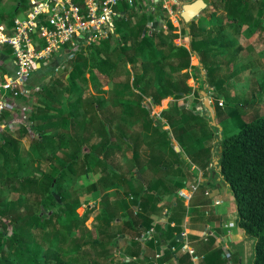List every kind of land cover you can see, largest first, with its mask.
I'll use <instances>...</instances> for the list:
<instances>
[{"label":"trees","instance_id":"16d2710c","mask_svg":"<svg viewBox=\"0 0 264 264\" xmlns=\"http://www.w3.org/2000/svg\"><path fill=\"white\" fill-rule=\"evenodd\" d=\"M28 3L29 0H16L8 18L9 14L0 15V25L5 24L10 30L15 17L27 10ZM137 7V4L121 5L118 9L124 16L114 20L115 34L100 45L81 47L73 58L67 59L68 65L60 73L54 74L51 63L37 70L34 73L37 80L47 75L51 79L50 84L38 92H41L40 98L28 111L30 128L22 126V130L1 132L0 264H192L189 257L176 256L180 244L174 236L181 232L178 225L188 214L182 200H177L171 209L170 222L174 221L176 226L168 224L167 228L165 225L157 228L153 216L163 212L162 208H157L162 200L157 189L149 188L143 197L135 194L131 203L139 208V213L123 222L121 234L113 233L112 223L117 220V214L106 207L104 216L96 218L102 228L95 232L103 233L97 240L86 222L100 203L80 209L77 189L68 194L61 184L66 178L76 176L80 190L85 187L87 194H96L99 185L104 186V190L119 188L114 159L127 147L133 154L132 160L138 161L137 137H141L133 134L129 137L119 128L114 130L119 116L141 131L151 132L153 128L151 135L159 133L168 139L172 156L178 157L180 154L171 144L169 131L154 127L157 120L150 116L152 105L147 103L151 100L153 105H160L168 98L173 102L160 118L167 121L192 164L206 169L211 163L214 142L218 140L222 148L218 163L232 193L237 229L254 241L253 264H264V114L249 121L245 113L240 114L243 106H249L248 102L228 111L221 108L224 104H217L216 118H225L219 122L220 132L212 127L211 118L190 113L180 104V101L186 104V98L192 95L197 101L202 98L199 91L193 93L187 85L190 80L187 71L194 69L190 64L195 55L206 72V83L217 91L214 98L218 100L222 95L229 99L226 87L214 78L219 67L216 58L234 54V41L225 36V31L228 25L234 30V24L238 26L237 31L246 26L247 34L263 29L264 0H211L208 8L212 10L214 23L208 22L209 27L204 29L192 21L190 27L185 28L190 37L189 50L174 43L178 36L169 20L162 18L166 29L162 28V23L155 26L153 14L141 13ZM149 23L153 25L149 27ZM12 59L11 47L0 50L2 74L11 73ZM127 65L131 66L134 76L133 86L127 83V88H134L138 93L135 98V95H118L117 112L110 109L108 112L110 101L101 89L104 83L117 82L121 68ZM89 83L98 96L86 101L82 89ZM3 119L9 123L8 114ZM234 122L236 134H233ZM30 132L34 135L32 153L31 160L26 161L29 152L22 151L21 141ZM218 132L221 134L216 138L214 135ZM119 140L124 141L121 147H118ZM190 150L194 151L192 155ZM162 161L163 164L156 161L155 165L174 167L175 163ZM92 176L98 178V182H94ZM183 187L184 183L177 185L175 192ZM13 195L17 198L9 200ZM108 196L107 192L103 200ZM153 228L156 230L153 238L144 241L143 246L142 236ZM10 229L12 234L8 237ZM127 236L132 239L130 246L119 256H112L114 250H120V239ZM161 248L163 254L156 258ZM83 250L89 253L84 254ZM221 253L212 250L205 256V264H227L228 261L234 264L232 258L227 261Z\"/></svg>","mask_w":264,"mask_h":264},{"label":"crops","instance_id":"0c3cea01","mask_svg":"<svg viewBox=\"0 0 264 264\" xmlns=\"http://www.w3.org/2000/svg\"><path fill=\"white\" fill-rule=\"evenodd\" d=\"M172 1L173 2L177 1V3L178 2L182 3L181 0H172ZM28 8L29 6L27 7V10ZM27 10L18 15L21 16L25 14ZM18 15L15 18H17ZM161 22L162 20H160L157 23L159 24L158 26L161 25ZM151 24L152 23H149L148 26L150 27ZM0 26L6 27L5 24L3 25L1 24ZM164 26L165 25L162 23V28L166 29V26L165 27ZM115 30H114V34H115ZM246 32H247L246 26L243 27L241 31L234 30V34L235 33L240 34V36L242 37H245L244 34H246ZM254 35H255L254 37L256 38L257 34H254ZM243 39L245 40V38ZM188 41H187V45H184V46L189 50L190 40ZM245 41H248V40H245ZM251 41L252 40H250V45L247 44L246 47L243 45V43L242 44L240 43V45H237V46L233 44L235 45L234 50L236 53L234 54L232 53L224 59H221V58L216 59V62L219 63V67L215 70L214 78L217 81L222 82L224 79L223 78L224 75L228 71H231L232 73L230 78L228 79L229 82L228 81L226 82V83H230V86H231L230 89L229 87L228 88L226 87L228 94H229V99H225L222 95L219 97L218 100L215 99L214 96L216 95L217 91L212 86H209L206 83L207 77L206 76L204 77V81H205L204 85L205 84L206 85L205 86L203 85V86H204V89L207 91L206 97L208 99L212 98L214 108H216L217 103L220 105V102L225 103L226 100H230L234 104V97L236 96L234 95V92H236L234 91V84L238 82H236L234 79L235 72L233 71V65H235V68L239 67L238 71L242 73L245 66L250 69V67L254 64L253 66V68H255L254 74L256 73L261 74V75L254 76V77L260 78V81H262L261 83L264 82V63L262 62L264 58L263 57L257 58L256 56L258 54H263L264 56V48L256 49V47L253 45L255 40L253 42ZM241 45L243 47H241ZM192 59L193 60L196 59L198 60V62H201L200 58L197 55L193 56ZM200 64L201 63L198 64L199 67H200ZM0 65H2L1 61H0ZM202 70H203V67H202ZM238 71L236 70L237 73ZM187 72L189 73L190 79H191L193 77L192 70L189 69ZM203 72L206 74L204 70ZM0 74H2V72H0ZM2 75H5V74H2ZM248 79L249 81H251L254 78L253 76H250V78ZM260 85L262 88L264 84H260ZM261 88L260 86H258L256 91L260 90ZM200 93L202 95V99L199 102L202 103V100L204 99L202 103L204 105L206 97L203 96V92H200ZM252 96H253V92H252ZM186 100H187L186 104L182 105V108H185V109H187L186 105L188 103L187 98ZM261 101L264 102V100H261ZM148 103L152 105L151 100H149ZM180 103H183V101L182 102L180 101ZM204 110H201L198 113L205 115L206 113L203 112ZM215 110L213 109L211 111V113L213 114L211 125L212 127L217 128L218 126H221V124L218 121L220 120V122L222 123V120L225 118L223 119L216 118ZM150 116L153 119L157 120L154 116L151 115V113H150ZM155 126H157V128H160L161 131H164V130L169 131V136L171 137V144L175 148L176 152H179L180 155L178 157H173L170 146L167 144L168 139L164 138L159 133L158 134L153 133V135H151V133L153 132V128L151 129V132L142 131V134L143 133L147 134V137H140V138L137 137L138 144L140 147L139 148L140 155L138 156V161L135 162L136 167L133 173V175L135 176V179L140 183V186H138L140 187L139 190H138V187H136L134 184V179H131V176L129 177L128 173L122 172L121 166H119L118 168L121 174L120 175L118 174L119 181L116 185L119 188L117 189L115 187H110V189L108 190L110 192L116 190L122 194H126L125 192H127L128 195L133 196L135 198V194L140 195V197H143L149 188L150 189L154 188L155 190L157 189L159 195L162 197V200L157 204V208L163 209L162 210L163 212L161 213V215L158 214V215L153 216V219L155 220L154 225L157 228L158 227L160 228L161 226H164V225L167 228L168 224H170L171 227L176 226V223L174 221L172 223L170 222V215L173 212L171 209L173 205H175V202L177 200H182L184 206L186 207L188 214L182 220L181 225H178V227L182 229L181 232L179 234L176 233L174 236V238H176L177 242H179L180 244L178 251H176V254H177L176 256L182 257L185 255L189 257V255L185 252V249H189L195 253L196 257H200L199 262L196 264H205L206 255H208L212 250H220L222 252L221 256L223 259H224V256H223L224 253L228 251L230 252L232 256L231 261H233L234 264H245V260L250 257V254L252 252L254 241L249 239L242 231L237 229V226H236L237 215L235 214L234 216L235 221L232 222L230 218L231 217L233 218V215H231L229 210L224 205L225 202H227V198L232 196V193L228 185L224 182L223 176L220 171V167H219L220 164L218 163V160L220 156L221 147L218 146L217 148L218 140L216 139V141L214 142V147L212 149L213 156L211 158L210 165L206 169H202V167L198 165L196 166L190 162V160L188 159V155L184 151L183 147L181 146L179 141L174 138L171 132V128L167 124V121L160 118V115H158V120L154 124V127ZM218 133L219 134L217 133L216 134L219 136L220 132ZM185 139L187 138L185 137ZM146 142L149 144V147L146 146L145 144ZM123 144H124V141L122 142V145ZM144 145L146 146L145 148H144ZM125 149H127V147L124 148L122 151L124 152ZM189 153L192 155L194 151L190 150ZM132 155H131V158H132ZM164 159L167 162L175 163L174 167L169 169L166 166L162 165L161 167L158 168V166L155 165L156 161L163 164L164 162L162 160ZM97 179L98 178H95L94 176H92V180H94V182H98ZM181 183L182 184L184 183V187L176 191L177 192L176 193L175 192V190L177 189L176 187L177 185ZM106 184L110 185V183H106ZM84 185L88 186L85 183ZM194 185H197L199 187H198V190L193 194L191 191V187ZM181 191L183 192V196L180 195ZM207 192H209V194H207ZM227 192H229L230 195ZM89 195H92V194H89ZM130 196L128 197L127 204L128 205L130 204V207L133 210V208H135L136 205H133L131 203L134 200H131ZM216 200L220 201V204L215 206L213 202ZM86 204L87 205L89 204L88 207H92V206H95L97 203H95L94 201L92 204L89 202H86ZM126 238L120 239L121 244L124 243L125 241L124 243L125 246L123 250L126 247L130 246L129 244L131 243V240H132L131 236H127ZM247 239L251 245L250 251L248 250L249 244L245 246ZM121 244H119V246ZM144 244L145 243H143V246ZM169 244L170 243L168 242V245H167L168 247H170ZM159 253L161 255L163 254L162 249H159ZM189 258L191 259V262H192V258L191 257ZM192 264L194 263L192 262ZM227 264H229V261L227 262Z\"/></svg>","mask_w":264,"mask_h":264},{"label":"rangeland","instance_id":"374dc122","mask_svg":"<svg viewBox=\"0 0 264 264\" xmlns=\"http://www.w3.org/2000/svg\"><path fill=\"white\" fill-rule=\"evenodd\" d=\"M191 1H193V0H191ZM164 2L167 5V7L162 9L161 6L164 4ZM172 2H173L172 0H161V4H160V6H158L157 9H155V12H153V13L148 12V13L153 14L152 17H153L154 25H156L161 20V18L169 20L176 29L174 31V33L177 34V36H178V37L174 38L175 39L174 43L176 45L184 46V45H187V41L190 40V37L185 32V28H187L188 26H186V23L183 22L180 18L181 12L183 11V7H182L183 4L180 2L177 3V1L173 2V3ZM15 5H16V0H6V1L0 3V15L1 14H9V15H7V18H8L10 16V14H12L11 12H12L13 7ZM139 6H141L142 8H140ZM137 10H139L141 13L147 12V10L144 9L142 4H138ZM254 12H251L252 15H254L253 14ZM211 13H212V10L207 7L205 10H203L199 14V16L195 17L194 20H192V21L198 22L199 26H202L204 29H206L209 27L208 22H210L209 24L214 23V19L212 18L213 16L211 15ZM237 27L238 26L234 24V30H237ZM234 30L232 28H230V26L228 25L227 30L225 31V36L229 40L234 41V44L236 46L240 45V43L241 44L243 43V45L246 47L247 44L250 45V40H252L251 42H253L255 40L253 45L256 47V49L257 48L258 49L264 48V27H263V29L261 27V29L254 30V32L251 34H248V35H246L247 33L244 34L245 37L237 35L236 33L234 34ZM254 34H257L256 38L254 37L255 36ZM243 38H245V40H248V41H245ZM186 39H187V41H186ZM241 47H243V46L241 45ZM234 53H236L235 50H234ZM256 56H257V58H261V57L264 58L263 54H258ZM216 59H219V58H216ZM57 61H58V58L55 59L54 61L50 62L52 67L54 68V74L60 73L61 69L63 67H66V65H68L67 57H63L60 62H57ZM262 62L264 63V60ZM199 63H201V62H198V60H196V59L193 60L191 58L190 67L194 68V69H192L193 77L190 80H188L187 85L192 89L193 93H195L196 91L207 93V91L204 89V86L206 85V84L204 85V83H205L204 77L206 76V74L201 72L200 67L198 65ZM253 66H254V64L250 67V69L245 66L242 73H240L238 71L239 67L235 68V65H233V71L235 72L234 73V79L236 82H238V83L234 84V91H236V92H234V95H236L234 97V104L230 100H226L225 103H223L224 104L223 107H221L222 109H226V111L231 110V109L236 110L237 109L236 107L241 106L244 102H248L247 104H249V106L248 107L243 106V108H241L240 114L243 115V113H245L246 114L245 116L249 119V121L254 120V119H256L257 116H262L264 114V102L261 101V100H264V85L262 88L260 85V84H264V82L261 83L262 81H260V78L254 77V76L261 75V74L260 73L254 74L255 68H253ZM195 67H197V68L195 69ZM236 70L238 71V73L236 72ZM63 73H64V71H63ZM119 74L121 77L117 78V80H118L117 82H112L110 84L104 83V85L101 89L103 95H105L106 98H108L110 101L108 103L107 108H106V110L108 112H109V109L117 112L116 99H117L118 95L127 94L128 97L135 95L133 97V98H135L136 94L138 93V91L135 90L134 88H130V89L127 88V86H128L127 83H129L131 86H133V81H134V76L132 73L131 66L127 65L126 67L121 68ZM231 74H232L231 71H228L223 77L224 78L222 81L223 83L221 82V84L224 87H227V88L229 87V89L231 87L230 83H226V82L227 81L229 82L228 79L230 78ZM250 76H253V78H254L251 81H249V79H248V78H250ZM38 79L39 80H37L35 78V76H33L32 83H35V84L40 83L41 87L45 88L46 85L50 84L51 78L49 77V75H47L44 78H41V79L38 78ZM244 79H246V80H244ZM216 82H218V81L216 80ZM258 86H260L261 89L256 91ZM82 90H83L82 96H83L84 100H86V101L89 100V98H91V96H95V97L98 96L96 94L94 88L92 87L91 83H89L88 87H85ZM252 92H253V96H252ZM40 93L34 92L33 98L30 99V97H29V98L24 99L23 101L19 100V102H17V104L20 107L17 109L11 110V112H9V113L7 112V114L9 115L8 121L14 122L13 123V125H14L13 129L14 130H18V129L22 130L23 129L22 126H27V128H30V122H28V113H29L28 111L32 107V104L37 102V100L40 98ZM201 99L202 98H200L197 101V100H195L193 95L190 96L188 98V103L186 105V107L188 109L187 111L190 113L192 112V113L196 114V112L198 113L199 111L206 109L203 111L206 113L207 108H206L205 104L204 105L202 104L204 99L202 100V103L199 102V101H201ZM172 102H173V100L171 98H168L167 100H163L160 105H153L152 104V106L150 108L151 109V112H150L151 115L154 116L158 120V115H160L163 110L169 108ZM209 102H210V105L212 106V108L215 110L216 108H214V106H213L212 98L209 99ZM149 104L150 103H148V105ZM180 104L183 105V103H180ZM249 108H251V110H249ZM212 116H213V114H212ZM218 122H220V120ZM223 124H224V122H223ZM235 126H236V123L234 122V126H233L234 133L232 132L233 134L237 133V128ZM118 128L121 131H125L129 135V137L131 134H133V136H135V137H137L138 135H141V137H147V134H145V133L142 134L141 128L133 126V125H129L127 121L121 120L120 116H119L118 120L115 122L114 130L118 129ZM217 129H218V127H217ZM0 131L3 132L1 127H0ZM1 132H0V138L2 135ZM116 134H119V132H116ZM217 134H219V133H217ZM217 134L215 133L216 138L218 137ZM32 137H34V135L32 134V132H30L21 141L22 151L29 152V153H27V155L25 157L26 161L31 160L30 155L32 153V144H31L32 143V140H31ZM145 144H146V146L149 147V144L147 142ZM217 144H218L217 145V148H218V146H220V145H219V143H217ZM121 146H122V142H121V140H119L118 141V147H121ZM146 146L144 145V148ZM127 154H128V156H127ZM59 155H61V154H59ZM131 155H132L131 151L129 149H125L124 152L123 151L120 152V154H118V156L115 157L114 164H115V166L117 165V174H119V175L121 174L118 170L119 166H121L122 172L128 173L129 177L131 176V179H134L135 186L138 187V186H140V183L135 179V176L133 175L134 169L136 166H135V162L131 158ZM61 184L63 185V191L65 193H68V194L72 193L75 188L77 189L78 195L80 197V204H81L80 209H83V208H85V206L89 205V204L87 205L86 202H89L91 204L94 201H95V203H100L94 211L92 210V212H91L92 214L89 217L88 221L86 222L87 228L90 231L92 230L91 233H92V236L94 239L100 240L101 236L103 234V233L101 234L100 231H98V233L95 232L102 226V223H98L96 218L99 216H104L103 210L106 207H108V210H111L117 214V220L112 223V231L114 234H119V233L121 234L123 232V228H124L123 222L127 221V219L129 220L130 218L135 217V213L131 214L133 210L131 209L130 204H129V207L127 204L128 203V197L130 196L128 194H122L116 190L110 192L109 190L108 191L106 189L104 190L103 189L104 186L101 187L99 185L98 192L94 195L93 194L89 195V193L87 194V189H85V187H84V189L80 190L76 176L66 178L65 180H63L61 182ZM139 188L140 187H138V190H139ZM107 192L109 193V196L106 198V200H103L102 197L105 196ZM227 193L230 195L229 192H227ZM13 198H17V197L15 195H13V196H10L8 199L12 200ZM217 202L220 203V201H217ZM233 203H234L233 198H232V196H230L229 198H227V202H225V204H224L225 207L231 213V215H233V218L232 217L230 218V220L232 222L235 221L234 216L236 214V210L234 209ZM130 210H131V212H130ZM236 223H237V220H236ZM9 232H10V234L8 235V237H10L12 234L11 229ZM126 234H128V233H126ZM153 236H154V234L152 236H145V238H147L146 239L147 241H150L153 238ZM124 243H125V241H124ZM124 243H122V244L120 243L121 244L119 247L120 250H114L111 253L112 256H119V254H121V251L123 250V248L125 246ZM142 243H145L144 240L142 241ZM248 244H249L248 250L250 251L251 245L247 239L245 246H247ZM161 249L163 251V248H161ZM83 251H84L83 252L84 254L89 253L88 250H83ZM158 255H159V257L161 256L160 253ZM159 257H156V258H159ZM253 259H254V256H252V252H251L250 257L245 260V264H253Z\"/></svg>","mask_w":264,"mask_h":264},{"label":"built area","instance_id":"2783aa9c","mask_svg":"<svg viewBox=\"0 0 264 264\" xmlns=\"http://www.w3.org/2000/svg\"><path fill=\"white\" fill-rule=\"evenodd\" d=\"M125 4H142L147 12L153 13L161 0H29L27 12L14 19L10 30L0 26V50L5 46L13 50L11 73L0 74L2 131H14V122L7 123L3 116L19 108V100L31 99L34 92L42 90L40 83H32L34 73L57 58H73L81 47L97 46L108 39L116 28L114 20L124 16L118 8ZM161 7H167L165 2ZM198 187H191L193 194ZM180 195L183 196L182 191ZM213 204L220 203L214 201ZM133 212L137 215L139 208L135 206ZM154 232L153 228L141 241H146L145 236H152ZM185 252L194 264L199 262L200 257L193 251L185 249ZM223 256L227 260L232 257L228 251Z\"/></svg>","mask_w":264,"mask_h":264},{"label":"water","instance_id":"95a60500","mask_svg":"<svg viewBox=\"0 0 264 264\" xmlns=\"http://www.w3.org/2000/svg\"><path fill=\"white\" fill-rule=\"evenodd\" d=\"M181 2L183 4V11L181 12L180 18L183 22L186 23L188 27H190L192 20H194L195 17L199 16V14L209 6L211 0H194L193 2L190 0H181ZM200 69L203 72L201 64ZM203 96L206 97V92H203ZM204 104L207 108V112L205 115L212 119V106L210 105L209 99L207 97L205 98ZM218 128L220 131H222L221 126H218ZM221 153L222 148L220 149V154ZM219 167L220 171H222V166L220 165Z\"/></svg>","mask_w":264,"mask_h":264}]
</instances>
